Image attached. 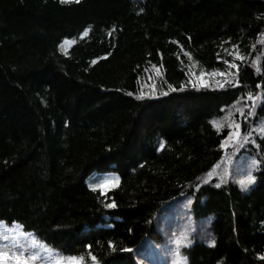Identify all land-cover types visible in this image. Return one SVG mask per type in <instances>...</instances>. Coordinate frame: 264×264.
I'll return each mask as SVG.
<instances>
[{
  "label": "trees",
  "instance_id": "1",
  "mask_svg": "<svg viewBox=\"0 0 264 264\" xmlns=\"http://www.w3.org/2000/svg\"><path fill=\"white\" fill-rule=\"evenodd\" d=\"M247 94L264 119V0H0V224L149 264L187 197L186 264H264V165L248 193L202 185Z\"/></svg>",
  "mask_w": 264,
  "mask_h": 264
},
{
  "label": "rangeland",
  "instance_id": "2",
  "mask_svg": "<svg viewBox=\"0 0 264 264\" xmlns=\"http://www.w3.org/2000/svg\"><path fill=\"white\" fill-rule=\"evenodd\" d=\"M143 91L147 94H152V90H147L152 84L147 81L144 84ZM152 88V86H151ZM146 94V93H145ZM249 100L245 103L237 105L235 108L226 112L219 120L214 121L217 130L228 129L229 136L223 143L224 157L221 162L204 178L202 185H211L214 183H234L242 187L239 183L241 180H247L249 175L255 177L253 183L248 184L246 190L243 192H250L256 185V174L264 165V148L260 147L257 136L264 139V119L257 116L256 108H252L253 101ZM255 102V101H254ZM252 115L248 116L249 110ZM244 115H241V113ZM246 117V118H245ZM246 119V120H245ZM239 124V129L235 126ZM239 135H235V133ZM255 149L258 153H253ZM253 153V154H252ZM257 161L253 164V161ZM193 201L192 198H183L175 201L172 206H166L163 215H159L162 223H165L166 230L162 232L164 236L165 245L162 249H156L157 256H152L149 264H186V261L179 256V250L188 246L192 242H188L187 238L190 233L195 232L194 225H190L191 221L187 220L183 215ZM179 208L177 214H172L171 211ZM21 230L18 227H8L0 224V234L3 235L5 246L0 248L6 254L7 264L16 255H20L21 259L29 257L28 264H52L55 255L52 253H42L41 258L36 260L30 259V254L36 249L30 244L32 238L30 236L21 235ZM13 244L26 245L23 252L19 248H13Z\"/></svg>",
  "mask_w": 264,
  "mask_h": 264
},
{
  "label": "snow or ice",
  "instance_id": "3",
  "mask_svg": "<svg viewBox=\"0 0 264 264\" xmlns=\"http://www.w3.org/2000/svg\"><path fill=\"white\" fill-rule=\"evenodd\" d=\"M68 0H60V3L61 4H64V3H67ZM76 2L78 3L79 0H76ZM235 47V45L233 46ZM219 58V57H218ZM235 59H243V57L239 56L238 54L235 55L234 57ZM225 64H229L228 61H225ZM230 67H235L236 65L234 63H231L229 64ZM203 75V74H202ZM221 75H223V73H221ZM201 83H203V80H201ZM257 87H259V85H257ZM247 98L249 100H252L253 101V104H252V108L255 107V99L256 97L252 96L251 94H247ZM241 115H244V113L242 112ZM248 116L252 115V112H251V109L249 110ZM246 118V117H245ZM237 129H239V124H237L235 126ZM235 135H239V133H235ZM257 161H253V164H256ZM255 180V177L252 176V175H249L247 177V180H241L239 181L241 187H242V190H246L247 188V185L248 184H251L253 183ZM118 183V181H117ZM111 186H115L114 184H112ZM93 190L96 189V187H99V185H93ZM116 205L114 202L112 203H105L104 207L106 208H114ZM21 235H29V234H26V233H23L21 232ZM4 237L2 234H0V248L4 247L5 244H4ZM214 243V242H213ZM30 244L36 249V251H34L33 253L30 254V259L31 260H36V259H39L41 258V254L42 253H51L52 250L47 248L46 245H44L43 243L41 242H38L37 240H35V238H33L31 241H30ZM13 248H19L20 249V252H23L25 247H27L26 245H19V244H13L12 245ZM90 247V246H88ZM109 247H112L111 244H109ZM125 251H132L131 249H125ZM7 255H11L10 253L9 254H6L4 253L3 251H0V264H7V261H6V256ZM89 258L90 260L93 262V264H95L96 262V257L91 255V253H89ZM264 258V257H262ZM28 259L29 257H25L24 259H21L20 258V255H16L13 260L11 261V264H28ZM83 260V257H76V256H68V257H62V256H55V258L52 260V264H81Z\"/></svg>",
  "mask_w": 264,
  "mask_h": 264
}]
</instances>
